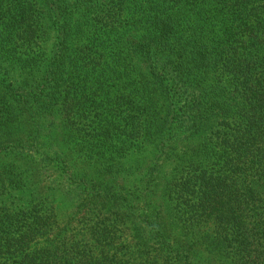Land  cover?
<instances>
[{"label":"trees","instance_id":"trees-1","mask_svg":"<svg viewBox=\"0 0 264 264\" xmlns=\"http://www.w3.org/2000/svg\"><path fill=\"white\" fill-rule=\"evenodd\" d=\"M58 116L70 153L42 147ZM150 145L134 197L102 178ZM15 150L37 161L0 163V264H264V0H0V159ZM38 166L81 200V232Z\"/></svg>","mask_w":264,"mask_h":264},{"label":"rangeland","instance_id":"rangeland-1","mask_svg":"<svg viewBox=\"0 0 264 264\" xmlns=\"http://www.w3.org/2000/svg\"><path fill=\"white\" fill-rule=\"evenodd\" d=\"M51 36H53L52 31L49 32L48 37ZM45 46L49 50V48L51 47V39H48ZM52 122L54 123H48L43 136V139L45 140L50 139L52 141V144L49 146H42L43 149L46 151H50V148L54 150V143L56 142V148L64 151L65 153H70L71 149H73L75 145H73L71 140L68 139L69 137L67 134L70 133V125H68L67 122L59 116L56 117L55 120ZM78 122L79 121L77 120L76 122L71 124L73 126L78 125L83 129L88 128V126L80 124ZM27 154L28 153L26 151L15 150L13 153L7 155L4 158H1L0 163H15V169L19 171L21 169H24V161H28V163L37 161L34 160L35 158L32 154ZM153 155L154 148L152 145H150L146 150H143L140 155H129L128 157L123 158V161L125 163L124 166L126 167L128 165H131L132 170H120L118 171V173L115 172L116 175L114 177L111 175H104L102 176V178L106 181V183H110V185L116 183L117 186L123 187L125 189L124 192L126 194L131 197H134L135 195H133V192L136 191L137 193V189L139 190L140 187L143 185V177L146 174V171L148 170L150 165L152 164ZM80 157H82L80 154L73 153L72 163L79 166V172L86 173V175H88L89 177H97L93 168ZM34 166L36 165L33 162L32 167ZM173 166L172 164H166L165 167L161 169L160 174L158 175V179H161V185L156 190H154L153 197L155 201L153 203H157L158 205H160L163 210L169 209V204L171 201H173L170 197H168L169 192L166 190L163 184L165 183V181H168V179L173 177L176 173V171L173 169ZM38 169L39 172L41 171L42 173V176H40V181L42 183L39 184V186L43 188V195L48 196L49 200L55 201V204L57 206L59 213V227L69 225L70 221V228L68 233L74 234L81 232L80 220L82 219L83 215L78 214L76 211V205L81 200H78L73 194L65 193V190L69 188L68 183L63 182L59 184L60 179L57 178V175H53V170H51V167L50 170H47L43 166H38ZM121 183H123V185H121ZM82 235L83 232L79 236ZM124 242L127 243V245L131 246V243H133L132 237L127 234L124 239Z\"/></svg>","mask_w":264,"mask_h":264}]
</instances>
